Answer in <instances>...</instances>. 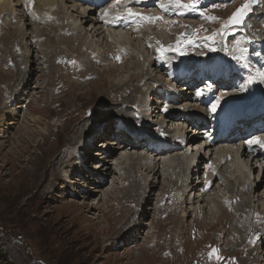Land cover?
Returning a JSON list of instances; mask_svg holds the SVG:
<instances>
[{"label":"rangeland","instance_id":"1","mask_svg":"<svg viewBox=\"0 0 264 264\" xmlns=\"http://www.w3.org/2000/svg\"><path fill=\"white\" fill-rule=\"evenodd\" d=\"M151 1L150 6L142 9L148 12L151 17L163 18L151 20L152 26L159 25L167 33L173 31L171 37L165 36L167 43L156 42L162 48L171 45L169 48L180 52L181 56H177V58L182 61H187L188 55H184L185 53L197 50L198 54H201L202 47L208 50L217 47L204 36L203 32L209 35L210 33H206L208 30L217 31L222 23L220 27L222 31L229 24L230 30L236 32L233 36L228 37V34H222L227 40L241 39L243 30L250 37L264 39V22H253L255 19L253 15L249 14L246 18L248 29L240 27L243 22L231 26L229 18L234 13L230 10L232 5L228 6V9H225L224 6L203 15L199 11L198 17H194V10H187L192 11V19L188 17L186 10H181L178 11L180 14L173 19L175 22L168 25L171 20L164 15L171 13L172 10L159 6L163 0ZM223 1L226 0H209L208 3H205V0H200V10ZM242 1L235 0L234 7L240 8ZM244 1L246 2V0ZM78 4L81 2L64 0L69 14L74 16V5L78 6ZM20 5L27 17L29 10L24 6L23 0H20ZM108 5L111 4L108 3ZM15 14L18 15V12L15 11ZM213 17L215 19H211ZM262 18H264L263 14ZM137 19L135 17L134 22L126 29L127 31H123L128 36L132 35V39L135 37L136 43L140 38V41H143L144 38L149 39L152 34L148 31V27L144 28L141 21ZM198 19L202 20L198 21ZM34 21L39 22L36 19ZM14 22L12 21L13 27H15ZM138 22L140 23L138 24ZM163 23L165 27H163ZM137 24L143 27L142 34H139L140 37L137 35L139 32L137 34L129 33L139 31ZM36 25L48 27L46 24L36 23ZM257 25L260 26L252 28ZM81 26L84 27L81 34L86 35V30L89 31L88 24L82 22ZM19 29L26 33L25 39L28 38V42L35 33L39 32L35 26H29L27 30L26 26L19 27ZM106 32L104 30V33ZM99 33L101 34H87L89 39L78 37L71 43L64 42V40L59 41L58 33L54 34L57 41L49 36L47 38L43 36V40L41 37L36 40L34 38L31 40L33 43L43 45L37 44L33 48V51L28 55L29 57L33 56V59L27 65L26 60L23 59V54L27 51L25 40H19L18 50L12 52H6L10 46L6 48L3 42H0V264H194L192 260L195 259L204 260L202 264H212L206 254L207 251L212 252V249H217L218 253L232 256L234 264H254V262L255 264H264V255L260 253V248H256L257 246L264 248L262 232H258L260 237L258 240L261 245L255 242L253 250L247 248L246 244L240 246V242H236L231 247L228 245V234L233 227L230 226L224 211V202L228 201L226 207L232 211L234 205L239 204L237 196L241 197L240 203H242V199H246V208L248 207L250 215H253L249 224L252 226L263 224L264 230V219L259 220L260 222L253 221V219L257 220L254 218L257 210L264 215V179L258 180L256 188L258 190L254 194H252L254 191L250 193L240 187L236 188L237 191L232 190L233 181L228 182L226 179L228 173H225V170L228 172L233 170L230 166L232 162L228 158L221 168L223 171L219 183H215V189H203L195 195L200 199L198 206H201L203 213H208L205 219L201 220L195 213L198 210V206H195L196 203L192 205L191 200H187L185 205L183 203L185 197L192 196L191 192L188 193L190 190L188 185L192 179L187 181V178L193 176V178H199L202 181L205 177L206 165H208L204 162L199 163L197 167L190 166L191 170L184 171L185 166L183 169H177L179 174L174 185L169 183L171 178L169 171L159 178H155L153 188L149 189L152 194L142 205L139 201L135 204L132 200L134 197L137 198V192L143 191V189L136 191L139 184L135 174L128 173L130 177L127 179L128 175L124 173L125 177L114 185H122L121 189L112 186L114 180L123 176L122 172H118L116 169H119L121 164H125L123 160H126L125 155L136 160L140 150L131 148L127 153V151L116 148V153L107 154L110 152L107 148L105 150L107 141L113 139L117 143V139H114L108 132L109 126L113 127L115 122L114 108L112 109L113 106L110 104L125 106L128 103H140L142 95L147 96V89L152 84L150 78L161 79L164 77L162 74L164 70L152 65V58L148 57L150 50L146 49L147 51H145V47L141 44L143 49L136 51L138 54L140 52L147 56L146 59L142 57L144 61L139 64L142 66L141 71L136 69L132 71L135 64H132L128 57H131L132 49L136 48L133 41L127 42L125 39L126 45L129 46L125 56L123 52H118L115 49L114 42L108 37V33L103 34L102 31ZM45 34L53 35V32L52 30L48 33L44 31ZM10 35L7 32L5 39H8ZM50 39L52 42L47 43L50 42ZM87 42H89L88 45ZM76 43L87 48L86 51L77 48ZM102 44L110 49H106ZM95 45H98L97 53L95 50L91 51L92 49L89 47H95ZM138 45V47L141 46ZM195 45L197 46L195 47ZM177 46H179V50H177ZM101 48L103 50L100 51ZM44 50H46L45 53ZM104 50L105 52L102 53ZM165 52L167 55L170 52L173 53V56L176 55L173 50L165 49ZM189 59L193 60L194 58L190 57ZM16 72L19 73L18 76ZM134 75L137 77L136 80L133 78ZM234 77L239 78V73L234 74ZM19 83L24 84L22 89L18 88ZM173 85L171 88H174L173 92L177 96L181 91L189 93L187 100L182 97L179 101L177 100L176 103L180 107L175 109L184 107L191 111L200 110L199 107L202 106L197 107L198 103L193 90H185L178 85ZM202 87L204 86L201 85L200 88ZM13 97L15 98L14 102H12ZM159 99L164 98L160 96ZM171 103L174 104V102ZM163 107L167 108V112L175 110L168 109L167 106ZM180 119L177 118L174 121L175 127L163 124L156 126L154 131L158 133L166 130L168 135H173L175 132L173 128H177V124L184 121ZM101 122H103L101 130L95 133L96 137L99 134L101 137L98 139L91 137L95 124ZM87 133L91 139L86 142L83 137ZM79 139L80 144L76 145V140L79 141ZM118 139H120L119 136ZM82 143L85 144L81 145ZM142 146H144L143 149L148 148L144 141H142ZM78 147L85 161L88 159L89 162L87 166L86 163L82 166L81 171L78 169L81 167L80 163L74 161V154L78 153L76 151ZM102 154L109 157V162L106 165L108 167L101 169L103 178L100 180V184H97V189L90 188L88 190V187H93L97 182L94 180L95 172L93 170L96 164L102 161ZM182 154L188 156L185 151L172 148L168 156L182 158ZM60 170L66 171L71 179L74 177L73 179L78 178L79 180L77 179L78 181H73V183L67 182L70 179H65ZM128 170L135 171L136 169L134 166H130ZM199 170V175H196ZM135 173L139 175V173ZM202 185L205 186L203 183ZM75 189H81L80 191H83L85 195L83 192L75 194ZM235 193L239 195L235 196ZM104 194L106 195L104 196ZM257 194L259 195L257 196ZM208 196L211 197L212 203L206 199ZM76 202L81 203L77 205ZM91 203L94 204L90 205ZM169 204L176 205L172 206L174 209H171ZM183 205H187L186 208ZM258 206H261V209H258ZM193 208L196 211H193ZM215 209L217 211H213ZM174 210L177 212L179 210L178 216L175 215ZM136 212L144 213L142 221L139 223L140 237L133 238L130 235L132 233L120 237L124 231L117 235L118 231L124 230L123 228L126 226L134 227L132 221L137 216ZM199 216L202 217L201 212H199ZM180 219H183L184 222L183 226L178 229L181 224ZM139 228L133 229L136 231ZM179 232H183V234L177 238L175 234ZM115 238L119 240L117 241L119 244L117 243L118 245L113 248L109 241ZM114 241L116 240H112L111 243ZM216 241L219 243L215 244ZM239 246L238 251L234 253ZM133 247L134 249H132ZM171 255L172 257H170ZM232 262L230 264H233Z\"/></svg>","mask_w":264,"mask_h":264},{"label":"bare ground","instance_id":"2","mask_svg":"<svg viewBox=\"0 0 264 264\" xmlns=\"http://www.w3.org/2000/svg\"><path fill=\"white\" fill-rule=\"evenodd\" d=\"M13 1H16V2L14 3ZM36 1H38V2H36ZM263 1H262V4H263ZM190 2H191V0H182V3H190ZM24 3L29 10L28 15H27L28 18L25 16V14L23 13V11L21 9L20 0H0V31H3L0 33V42H3V45H4V47L6 46V48L8 46H10L9 47L10 49L6 50V52L7 51L12 52V51L18 50L19 45H20L18 42L19 40H21V39L25 40L27 51L23 54V59L26 60V62H25L26 65L28 64V62L31 61V59H33L32 58L33 56H30V57L28 56L29 53L32 52L33 48L38 44V43H33L31 41L34 38L36 40V38L39 39V37H41V39L43 40L44 39L43 36H46L45 38H47L49 36V38L55 39L57 41V37H55L54 34L58 33L57 36H58L59 41L64 40V42L71 43L72 41H76L77 40L76 38H78V37H81L83 39L84 38L89 39V38H87L88 37L87 34L91 35V33H97L98 35H100L101 33H99V32L102 31L103 34L108 33V37L111 38V40L114 42L115 49L118 52H123L124 54L125 53L127 54V51H128L127 47H129L126 45L125 39L127 42L133 41V45H135L136 48L134 47V49H132V52L130 54L131 57H128L129 60L132 62V64H135L132 67V71H135V69L141 71L142 66L139 64L143 63V61H144V59H142V57L145 58L147 55L144 56L140 52L138 54V52L136 50L139 51L140 49H143L142 48V45H143V47H145V51H147L146 49H149L151 51V53H150V51L148 52V57L152 58V60H151V62L153 63L152 65L156 66L159 69V68H161V64H164V65L170 64L172 71L175 72V73L169 72L168 70H166V68L164 69L162 67V69H160V70H164V71H162L163 72L162 74H164V77H162L161 79L160 78H157V79L150 78L152 81V84L147 89V96L145 97V96H143L144 94L142 95L143 98H142V100H139L140 103H132V104L128 103L129 106H128V104L125 106H123V104H118L117 106H116V104H110V106H113L112 109L114 108L115 122H114L113 127L109 126L108 132L110 134H112L113 138L117 137L116 138L117 143H115V141H113V139L107 141L108 144L105 145V150H106V148L110 150V152L107 154L113 155V153H116L115 152L116 148L118 150L127 151V153L129 150H131V148L133 150H136V149L140 150L138 155H137L136 160L134 158H129V155H125L126 160L123 159L125 161V164L124 165L121 164L119 169H116V170H118V172H122L121 174H123V176L120 179L114 180V184L112 186H114L115 183L117 184V181H120L122 178L125 177L124 173H126L127 175H128V173L135 174L136 179H137V183L139 184V188H137L136 191H140L141 189H143V191L137 192L136 193L138 195L137 198L135 199V197H134V199L132 198V200L135 204L139 201V203L142 205V203H144V204L146 203L147 197L152 194L149 189L153 188V185L155 183L154 182L155 178H157V177L159 178L160 176L165 174L167 171H169L170 176H171V178L169 179V183L171 185H174L177 182V177L179 174L177 169H179V168L183 169V167L185 166L184 171L186 169L191 170L190 166L191 167H197V166H199L198 165L199 163L204 162L205 164H208L210 166L209 168H211V170L209 173L208 172L206 173L205 180H207V184L203 188L207 189L210 187L211 189H213V188L215 189V187H214L215 182L219 183L220 175L223 171V170H220L222 168L221 162L225 161L228 158L232 162V164H230V166L233 168V170H229V172L227 170H225V173H228V175H229V176L228 175L226 176L227 181L228 182L233 181L231 189L237 191L236 188L240 187V188H244L247 192H250V193L252 191H254V192H252V194H254L255 191L258 190V189L256 190V188L258 187V179L255 180V178H258V176H259L258 173L260 171V168L255 166L254 169H250L249 171H247V168H248L247 167V161L243 160V158L246 157L248 152H249L246 147H249L251 145H249V144L247 145V143H245L244 141H239V142L224 143V144L220 143L216 147H212L208 143V140L212 134L210 131L202 130L199 133L195 134L194 126L191 125V123L188 124L189 121H191L192 119L195 120L200 116L204 117L202 113L205 114V110L200 108V110L198 112L197 111L194 112V111H191L190 109L184 108V107L175 109L176 107H180L176 103L177 100L179 101V99H181L180 97L187 100L189 93L182 91L181 95L177 96V94L173 92L174 88L172 89L167 84L168 82H170V83H172V85L176 84L180 87L182 86L183 88H185V90H189V89L193 90L195 93L194 97H195L198 105L202 106V107H205L204 104L206 102H208V99L211 97V94H212L213 100H212V103L210 104V107L213 103L216 102L217 99H219L220 103L217 106L216 112L223 114V113H226L229 111L230 119L233 116H235V118H236L237 117L236 116L237 115L236 110H239L238 108H236V104L240 103V104H244L245 106H249L250 100L253 98V96L251 95V92L253 90H259L260 89V88L253 89L251 84H254V85L258 84V86H259L260 83H263V87H264V69H263V67H259L257 62L251 61V63L246 65V67L248 69L250 67L251 71H249L245 67L247 73L244 74V77L242 79H240V78L238 79V78L234 77V79H237L236 82L242 86H239V85L234 86L233 85L229 88V89H231L230 91H228L229 89L228 90L222 89L219 92L218 89L215 90L214 86H213V88H211L212 87L211 81H208V79H206L207 83L205 85H208L211 87L205 86V88H203V87L199 88V86L202 83H200V84L195 83V86H191V87H193V89H191V87H189L187 85L188 84L187 82L189 80L188 77L187 78H186V76L185 77H181V76L179 77L181 72L188 71L189 68H191V69H193L194 72L195 71L199 72L200 78H206L207 74L212 75L213 72H215V71L221 72V66L222 65H216L217 67H210V66H208V64H210L211 62L207 63V61L203 57L198 59V60L196 58H194L193 60H190L188 58V59H186L187 61H182L179 58H177V56H181L180 52L169 48L171 45L165 46L162 48L156 41H158L161 44L167 43L168 41L165 38V36L171 37L173 34L172 33L173 31L170 33H167L166 31H163L159 25L152 26V24L150 22L151 20H147L144 18V17H151L149 15V13H145V14L142 13L141 17H137L138 18L137 20L141 21L143 27L144 28L148 27V31L150 33H152L150 35L149 39L144 38L143 41H140V39H141L140 38L138 40V42L136 43L135 41H137V39H135L134 36H133L134 39H132V35L128 36V35H126V33L123 32L124 30L128 29V27L134 22V20H133L134 17L133 18H127L128 9L131 8V10L133 12L139 13L140 10L138 8L141 7V5L143 7L150 6L152 3L151 0H83L81 2V4H78V6L74 5L75 16L72 14H69L68 7L66 5H64V0H24ZM108 3H110L111 5L109 6ZM233 4H236L235 0H231L227 3H225V9H228L229 8L228 6L233 5ZM126 7H128V8H126ZM171 7H172V12L168 13L165 16L167 19L171 20V21H169L168 25L175 22L173 19L175 17H177L178 14H180L178 12L179 7H176L173 5H171ZM15 11L18 12V15L15 14ZM250 12H253V17L255 18V21L262 22V20H260V19L262 18V14L264 15V12H259L257 9L253 10V8H251L248 13H250ZM34 19L38 20L39 22L34 21ZM12 21H15L14 22L15 27H13ZM82 22L85 24H88V27H89V31H88V29L86 30V35L81 34L82 29L84 28L81 26ZM36 23L37 24H46L48 27L38 26V25H36ZM139 23L140 22H138V24ZM24 26H26V30L29 26H32V27L35 26V28H37L39 31V32L35 33V35H33V37L30 36L32 38L30 39L29 42H28V38L25 39L26 33L19 29V27L23 28ZM84 26H87V25H84ZM198 26H199V23H198ZM259 26L260 25L253 26L252 28H256ZM143 27L138 25L137 28H139V31H132L131 30L132 32H129V33L130 34H137L139 32L137 34L139 36V34H142L141 30L143 29ZM163 27H165L164 23H163ZM109 29H111V30H109ZM249 29H251V28H249ZM50 30H52L53 35H50V34L44 35V31L48 33ZM104 30H106L107 32L104 33ZM134 30H136V29H134ZM7 32H9L11 35L8 39H5V35ZM206 33L217 34L216 30H208ZM127 34H128V32H127ZM137 35H136V37H137ZM157 38H160V39L158 40ZM52 39H50V42L49 41L48 42L46 41V42L51 43ZM202 40H204V39H202ZM7 43H8V45H7ZM88 43L89 42H87V45H88ZM16 44L18 46H15ZM138 44H140V45L142 44V45L140 47H138L139 46ZM49 45L53 46L52 44H49ZM76 45H77V48H79L82 51H86V49H87V48H84L81 44L76 43ZM102 45H104V47L106 49H110V48H107L105 46V44H102ZM129 45H130V43H129ZM205 45L207 46V43ZM89 47L92 49L91 51L95 50V53L98 52V45L97 46L95 45V47L94 46H89ZM20 49H21V47H20ZM165 49L168 51L173 50L174 52H176V55L173 56L172 52H170L167 55L165 52ZM99 50L101 51L103 49L101 48ZM201 50H202V53L207 54V55L210 52L208 49L203 48V47L201 48ZM45 52H46V50H44V53ZM104 52H105V50L102 51V53H104ZM114 52H116V51H114ZM126 54H125V56H126ZM120 55H121V53H120ZM156 56H157V58H156ZM16 59L18 60V58H16ZM247 62H245V63H247ZM19 65H21V63ZM15 67H17V66H15ZM24 69H23V71H24ZM17 71L20 73L19 70H17ZM23 71L21 70V72H23ZM236 71L237 70L233 66H231V68H226V70L224 71V74L230 75L232 77L233 73H236ZM18 72H16L17 76L19 74ZM22 75L23 74H21V77H23ZM25 75H26V72L24 73V77H25ZM191 75H193V74L191 73ZM208 77H210V76H208ZM249 77L252 78L251 83L248 82ZM133 78H135V80L137 79V77H135V75L133 76ZM213 79H215V77ZM242 80H243V82H242ZM227 82H229V81H227ZM212 84H213V82H212ZM216 84H218V87H219L220 83L216 82ZM245 84H247V85H245ZM178 91H176V92H178ZM201 92H202V94H201ZM160 96H163L164 99H159ZM8 98H10V97H8ZM13 99L15 101V98H13ZM22 100H23V98H22ZM151 102H152V104H151ZM171 102H174V104ZM161 106H167L168 109H172V110L175 109V110H174V112H164L163 113ZM177 118L183 119L184 120L183 123H185V124H183V123L177 124V128H173L176 132V136H171V135L159 136V135H157V133L153 132L155 126H159V125H163V124L172 125L173 127H175L174 121H176ZM102 124H103V122H101L97 125L95 124V126L92 130L91 137L92 136L96 137L95 133H98L101 130ZM235 124L239 125L240 122L235 120ZM189 127L192 129L189 131L190 133H192V135L188 134L189 136L184 137L187 134V132H188L187 128H189ZM200 127H202V126H200ZM200 127L198 126L197 128H200ZM201 129H203V128H201ZM102 132H104V131H102ZM80 134L82 135L83 131ZM140 135H144V137H139ZM118 136L120 137V139H118ZM100 137H101V135L99 134V136L96 137V139H98ZM138 137H139V139H138ZM258 137L261 139V141H264V133L260 134ZM149 138L151 140L148 141ZM83 139H86V142L89 141L91 139L89 136V133L84 135ZM142 141H144V142L148 141L147 143H150L148 145V148L143 149L144 146H142ZM163 143H172V146L175 149H183V151H185L188 156H184V154H182L181 155L182 158H177V157L171 156V155L167 156V153H165V152H162V151L159 152V149L163 148ZM77 144H80V139H79V141L76 140V145ZM84 144L82 143L81 145H84ZM141 148L143 149L144 152L142 151ZM215 150H217V151H215ZM238 150L240 151V157L238 156V153H239ZM76 151H78V153L74 154L75 160L78 159L79 162H83L82 166L85 165V163L87 166L89 163L88 159L85 161L83 155H81L79 153L80 152L79 147H78V150H76ZM123 153H121V154L123 155ZM212 154H213V156H212ZM84 155H85V152H84ZM197 156L200 157L199 161L195 160ZM132 157H134V156H132ZM102 158H103L102 161L98 162L96 164V167L93 170L95 172L94 173V175H95L94 180H96L97 182L94 183L95 185L93 187H88L87 188L88 190H90V188H96L97 189V187H98L97 184H100V180L103 178V175L101 173L102 172L101 169L103 167H105V168L108 167L106 165L109 162V157L108 156L105 157L104 154H102ZM175 164H177V165H175ZM117 165H118V163H117ZM260 165H262L264 168V162H261ZM130 166H134L136 170L135 171L128 170V167H130ZM257 168L259 169V171H258V173H256V175H254V173L256 172L255 170H257ZM78 169H80V171H81L82 167H78ZM215 170L217 171L216 174H214ZM252 170H254V171L251 173ZM135 172L139 173V175H136ZM199 172L200 171H198L197 174H199ZM60 173L62 174V176L65 177V179H70L67 181L69 183H71V182L73 183V181L79 180L78 178L73 179L74 177L71 179L70 175L66 171L60 170ZM101 175H102V177H101ZM251 175H252V179H251ZM128 177H130V175L127 176V179H128ZM261 180H262V178L260 179V181ZM132 181H134V180H132ZM228 182H226V183H228ZM201 184H202V182H200L199 184L195 185L192 188L191 192L194 190L195 191L193 193L194 195L196 192L199 191L198 186ZM121 186L122 185H116L114 187L117 189H121L122 188ZM141 187H143V188H141ZM107 189H109V188H107ZM80 190L75 189V192H76L75 194H81V192H83V191H80ZM144 191H145V193H144ZM213 192H212V194H213ZM83 194L85 195L84 192H83ZM105 195L106 194H104V196ZM237 195H239V194L235 193V196H237ZM258 195L259 194H257V196ZM243 197H244V195L242 196V198ZM144 198H145V200H144ZM240 198L241 197L237 196L239 204L234 205V210L232 209V211H230L228 209V207H226V203L228 201L224 202V211L227 214V217H228L227 219L229 220L230 226L233 227L232 230H230V233L228 234V245H229V247L234 246L236 244V242H238V243L240 242V246H241V244L248 243L250 238H251V240H253L254 238L257 237L258 234L256 231L263 228V224H260L259 226H252L251 224H249V221L252 220L253 215L251 216L250 215L251 213L249 212V208L248 207L246 208V205H245L246 199H242V203H240ZM206 199H209L210 200L209 202H211V203L213 202L211 200V197H209V196ZM225 199H227V198H225ZM248 199H249V197H248ZM263 199H264V190H263ZM187 200H189V201L191 200L190 202L192 205H194L196 203L197 205H195V206H198L200 204V199H198V197H195V196L193 197V199H185L184 203H183L184 205H185V203H187ZM232 201H234V200H232ZM80 203L76 202L77 205H80ZM92 204H94V203H91L90 205H92ZM67 205H68V203H67ZM174 205H176V204H172V205L169 204L168 206L171 207V209H174V207H172ZM68 206H70V205H68ZM186 206H184V208H186ZM206 208H207V206L205 207V209ZM178 209H180V208H178ZM194 210L195 209L193 208V211ZM213 211H217V209H215ZM174 212H175V215L178 216L179 210H178V212L176 210H174ZM198 212H201V214H202V217H200L199 215H196L199 220L205 219V216L208 215V213H203V209H201V206H198ZM210 212H211V210H210ZM183 213L185 214V212H183ZM195 213H197V211ZM259 214H261V212H258V210H257L254 218L255 219H264V215H259ZM136 215L137 216L132 221V224L134 227L130 228V227L126 226L125 228H123L124 230L118 231L117 235L120 234L122 231H124V232H122V234H120V237H122L128 233H132L130 235L133 236V238L140 237L141 229L139 228V223H140V221H142L141 218L143 217L144 213L139 214V212H136ZM102 217H104V216H102ZM130 218H131V216H130ZM130 218H128V219H130ZM253 221L260 222L259 220H254V219H253ZM180 222H181V224H180V227L178 229H180L183 226L182 225V223L184 222L183 219H180ZM136 227H138L139 230L136 229V231H135L133 229ZM182 234H183V232H179L178 234H175V235L178 238ZM258 238H260V237H258ZM112 240H116V241L111 243ZM117 241H119V240H117L115 238V239H110L109 242H110V244H112L113 248H115L119 244ZM216 243H219V242L216 241L215 244ZM258 245H261L260 241L258 242ZM240 246L235 249L234 253H236L238 251ZM250 246L254 247V242H251ZM256 248L257 249L260 248V250H261L260 253H263V255H264V248L263 247L257 246ZM132 249H134V247ZM181 249H182V246H181ZM209 253H211V252L210 251L206 252V254L208 255V260L212 264H230L232 262V256H228V255H225L223 253L217 252L216 254H212L210 257ZM170 257H172V255ZM217 257H219V259ZM192 262L194 264H197V263L202 264V263H204V260L195 259V260H192ZM254 264H255V262H254Z\"/></svg>","mask_w":264,"mask_h":264},{"label":"snow or ice","instance_id":"3","mask_svg":"<svg viewBox=\"0 0 264 264\" xmlns=\"http://www.w3.org/2000/svg\"><path fill=\"white\" fill-rule=\"evenodd\" d=\"M167 2H168V4H171L173 6L183 8L186 11L187 10H195L197 5H198V0H191L190 3H182V0H167ZM257 2H258V0H246V2L243 5H241V7L238 8L236 10V12H234L232 14V16L229 18V23L237 24V25L240 24L243 21L244 16H246L248 14V12L250 11L251 6ZM160 7L164 8V7H166V5L161 3ZM141 16H142V14L133 12L131 10V8L128 9L127 18L141 17ZM144 18L147 20L163 19L162 17H144ZM211 19H215V18L213 17ZM225 27H227V25H225ZM207 39L211 40V39H213V37H208ZM177 50H179V46H177ZM248 82L249 83L252 82L251 77H249ZM201 94H202V92H201ZM219 103H220V100L217 99L216 102L211 105V110L213 112L216 111ZM165 110H167V109H165ZM247 143L249 145L255 143V144H260L261 146H264V142L260 141L258 138L256 140H249V141H247ZM216 252H217V249H212V252L209 253V256L211 257V255L213 253H216ZM217 258L219 259V257H217Z\"/></svg>","mask_w":264,"mask_h":264}]
</instances>
